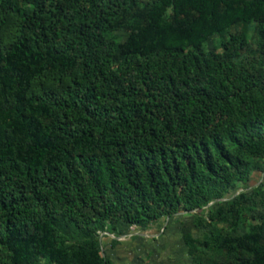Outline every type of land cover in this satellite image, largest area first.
<instances>
[{
    "label": "trees",
    "instance_id": "16d2710c",
    "mask_svg": "<svg viewBox=\"0 0 264 264\" xmlns=\"http://www.w3.org/2000/svg\"><path fill=\"white\" fill-rule=\"evenodd\" d=\"M254 172L264 0H0V264H114L101 232L182 208L194 264H264V181L229 196Z\"/></svg>",
    "mask_w": 264,
    "mask_h": 264
},
{
    "label": "rangeland",
    "instance_id": "374dc122",
    "mask_svg": "<svg viewBox=\"0 0 264 264\" xmlns=\"http://www.w3.org/2000/svg\"><path fill=\"white\" fill-rule=\"evenodd\" d=\"M147 0H141L142 3ZM244 30L242 25H235L232 29L223 35L228 38L229 33L241 32ZM247 36V46L241 55L242 59L251 61L255 66H259L261 61L257 51V36L254 31V23H250L245 28ZM124 30H116L114 35L122 37ZM220 35L210 37L205 43V49L217 48ZM221 51V48H217ZM264 181V172H254L249 181L245 184H238L230 193V197L238 194L240 191L250 192L253 185ZM198 210H189L182 208L179 212L170 217H163L158 222L153 223L148 228L131 227L117 236L119 243L112 246L111 242L114 234L107 231L100 234V249L102 254L107 256L114 264H194L187 253V249L182 241V233L190 232L193 236H201L206 230L204 227H194V213ZM256 222L264 217V209L261 206L253 211ZM247 225H239V232L246 231Z\"/></svg>",
    "mask_w": 264,
    "mask_h": 264
}]
</instances>
